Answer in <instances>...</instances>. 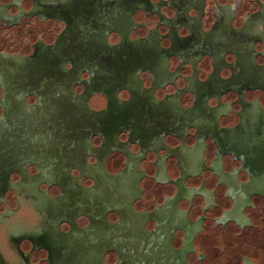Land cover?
<instances>
[{
  "label": "flooded vegetation",
  "instance_id": "flooded-vegetation-1",
  "mask_svg": "<svg viewBox=\"0 0 264 264\" xmlns=\"http://www.w3.org/2000/svg\"><path fill=\"white\" fill-rule=\"evenodd\" d=\"M3 151L0 264H264V0H0Z\"/></svg>",
  "mask_w": 264,
  "mask_h": 264
},
{
  "label": "water",
  "instance_id": "water-1",
  "mask_svg": "<svg viewBox=\"0 0 264 264\" xmlns=\"http://www.w3.org/2000/svg\"><path fill=\"white\" fill-rule=\"evenodd\" d=\"M83 108L84 109L81 111L79 106H77L75 104H36V105L30 106V107H28V109L25 108V111H24L25 113L28 112V113H34V114H42V113H44V115L46 114V116L44 118H42L40 116L43 119L42 122L45 123V126H44L45 130L43 129L42 126H40V127L36 126V127H32V128L30 126V128H28V127L19 128L18 133L19 134L22 132L24 133V129L27 131H29L28 129H30V131H32L33 128L35 129V130H33L34 133H36V132H38V131H36L37 128H40L42 130V132H44L45 134L46 133L48 134V138H50V139L56 138L55 136H58V135H61V136L64 135V137L66 135L68 138H72L73 135L78 133L80 128H81V130H82V128H83V130L99 129V125H101L100 122L103 123L102 125H106L107 122L111 123L112 120L115 118V116L117 117L119 115L117 110H115V111H113V110L105 111L104 110L103 112L97 114V112L91 106H89L87 104L84 105ZM22 110H24V109H22ZM19 111H21V109H19ZM35 117H37V116H35ZM36 121L37 120H35V122ZM9 128H10V126H8L5 129L9 130ZM6 130H4V132H6ZM33 131L31 132V134L33 133ZM52 143H50V144H52ZM2 145H9V143H6L4 141L2 143ZM72 145H73V143H72ZM53 147L54 146L52 144V148ZM12 149H13V147H12ZM14 153L15 152L3 151L2 155L0 156V162L4 163V166H6L10 162H12ZM59 155H60V153H59ZM52 168H55V166H53ZM111 169L112 170H118V167L112 166ZM123 174L118 175V177L120 179L124 178ZM136 186L138 187V184L135 185V183L132 182V190H130L131 191L130 192L131 197H132V200L130 201V205H131L132 210H133L132 202H133V198L135 197L134 193H136V191H137ZM73 197L74 196L67 195L65 197V199L70 200Z\"/></svg>",
  "mask_w": 264,
  "mask_h": 264
}]
</instances>
